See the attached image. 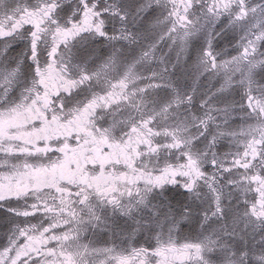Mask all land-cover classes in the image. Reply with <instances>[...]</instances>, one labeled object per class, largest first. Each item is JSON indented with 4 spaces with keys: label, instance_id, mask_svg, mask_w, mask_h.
I'll list each match as a JSON object with an SVG mask.
<instances>
[{
    "label": "flooded vegetation",
    "instance_id": "obj_1",
    "mask_svg": "<svg viewBox=\"0 0 264 264\" xmlns=\"http://www.w3.org/2000/svg\"><path fill=\"white\" fill-rule=\"evenodd\" d=\"M160 1L164 2L160 4ZM1 2L2 0L0 20L6 15L11 16L16 9L21 10L13 19L16 21L15 28L22 27L23 31H17L12 37L21 33L30 36L29 33L37 27L45 29L44 33L49 28L52 29L50 35H41L39 55L41 60L57 61L54 68L46 74L45 84H42L53 97L80 84L79 68L86 66L89 71H93L105 61L113 59L111 54L102 63L93 64L89 56L81 55L89 43L100 49L107 43H113L115 66L123 60L125 68L134 66V72L139 76L147 67V58L140 59L143 54L137 50V40L140 37L132 31L128 19L123 20L121 17H128L132 11L139 13L141 8V12L145 13L144 22L151 20L154 26L161 27L169 25L161 21L173 7V0L143 2L138 9L118 5V9L113 11L118 14L111 13L107 19L104 13L93 7L95 5L90 0H13L6 5ZM176 2L179 3V0ZM191 2L196 5L191 17L195 21L202 16L203 5L211 3V0H199L198 4L197 0ZM88 8H92V11L89 12ZM150 15L153 16L152 19ZM106 20L111 23L110 29ZM101 21L106 37L100 36L96 31L97 24ZM58 26L62 32L56 31ZM190 26L191 24L188 25ZM5 31L0 27V35ZM54 36L60 43L57 45L58 54L53 58L49 56V49ZM61 68L65 70L61 72ZM95 79L105 86L110 82L109 76L102 75ZM70 81L75 83L68 87ZM153 86H157L155 82ZM125 91L127 95L119 94L117 90L116 94L106 98L100 92L101 107L72 108L70 115L59 113V109L52 105V98L46 95L40 96L35 103L32 101L27 107L15 109L10 114H0V141H10L9 151L6 152L12 160L10 163H17L15 157L20 156L19 163L23 164L27 160L33 165L20 168L19 174L12 175L6 181L8 186L0 188V192L7 193L6 198L0 200V211L10 213L9 208L25 209L33 203L40 206L36 216L28 222L29 232L20 239L29 264H39L45 260L52 264H99L101 260L105 264H149L150 257L155 260V264H194L204 259L206 244L197 241L203 239H198L189 217L194 214L200 217L203 206H199L198 198L204 195V186L201 187L199 181L203 171H200L191 158L189 149L190 154L180 151L186 143L184 135L166 127L172 123L179 125L181 122L165 121L168 116L164 113L167 105L153 103L148 98L151 90L132 92L127 88ZM148 112L156 114L154 119H140ZM234 116L236 121L240 119L239 114L235 113L232 117ZM180 131L183 134L184 129L181 128ZM251 138L252 135L247 141ZM16 144L21 147H14ZM256 148L259 156L260 145L257 144ZM242 153L243 149L239 155ZM157 154L169 161L162 163L161 158L155 159ZM246 159L253 161L256 171L260 170L259 159L254 160L251 155ZM234 170L240 172L247 183V199L239 201L240 205L235 213L246 218L254 229L264 230V217L251 214L253 202H256L257 209L260 208L261 197L255 190L259 182L246 178L251 169L246 172L244 168L235 166ZM165 183L176 184V188L180 189L176 191L170 188L165 193H174L171 196L173 211L168 214L170 219L158 216L150 228L137 223L133 238L129 239L125 235L113 238L110 248L105 233H93L89 229L88 233L80 235L79 220H87L97 211L88 203L89 192L95 190L108 195L121 190L120 186L126 185L131 189L137 184ZM19 189L27 191L24 198L18 199L12 195L13 190ZM208 207L209 205L203 208ZM205 210L209 214V210ZM48 217L60 218L61 223L55 224V230H52ZM0 218L14 219L0 234V239L4 240L16 234L17 229L12 231L10 228L12 223L21 226L25 223L22 217L12 213ZM65 219L71 220L74 225L71 233L66 231L69 225L64 224ZM200 220L203 222L201 218ZM177 224L180 230L177 229ZM32 225L37 227L33 228ZM46 225L50 226L49 230L41 235L40 230ZM128 227L130 229L131 226ZM145 231H151L155 246L143 240ZM58 233L63 234L60 239H57ZM29 235L31 238H27ZM210 244L207 243L208 246Z\"/></svg>",
    "mask_w": 264,
    "mask_h": 264
},
{
    "label": "clouds",
    "instance_id": "obj_2",
    "mask_svg": "<svg viewBox=\"0 0 264 264\" xmlns=\"http://www.w3.org/2000/svg\"><path fill=\"white\" fill-rule=\"evenodd\" d=\"M131 2L135 4L136 0ZM198 3L199 0H197ZM127 19L132 31L140 37L137 40L138 53H150L145 61L147 67L135 81L128 84L127 88H130L132 92H144L141 91L142 89L153 91L159 98L161 106L166 104L170 115L182 122L186 140L198 139L199 135L203 134L208 124L216 119L212 115L213 112L221 120H228L233 114L243 112L250 126L264 123V113L254 111L247 106L249 95L264 97V39H257L253 33L242 35L234 31L228 26L227 18L215 25L214 32L208 28H202L198 32L193 31L187 41L180 40L178 33H169V25L154 28L151 20L142 23L143 16L137 17L135 11H132ZM51 31L52 29L49 28V31L43 35L48 36ZM180 31L184 29L181 28ZM209 36L213 40L212 52L215 56L216 68L212 66V63L202 62L204 52L208 49ZM30 51L31 37L26 33L0 40V53H2L0 54V72L4 74L9 69H19L11 82H7L2 77L0 114H10L15 109L29 106L33 100L38 101L37 94L51 97L54 108L65 115H70L72 108L101 107V96L98 93L103 92L106 98L109 92L113 91L112 85L117 84L126 69L121 60L110 72L111 83L107 86L92 78L80 82L74 89L62 91L53 97V94L39 83L35 73L36 64L30 59ZM109 55L111 53L106 48L98 49L89 55V59L93 64H100ZM38 58L41 67L49 62L41 60L40 55ZM236 59L239 60L244 73L243 75L241 72L233 73L231 91L235 93V96L232 98L231 112H225L224 100L220 92L223 80L219 73V65L230 64ZM249 67L252 68L251 92H249L248 81L245 79ZM78 79L80 81V77ZM153 82L157 85L156 87L153 86ZM155 115L148 112L140 119L151 121ZM9 144L10 141L3 142L4 151H9ZM14 147L20 148L21 145L16 144ZM186 150H188L187 143L180 151ZM4 159L8 160L9 157ZM203 163L206 165L209 161L205 159ZM211 179L212 177L209 176L208 180ZM184 183H187L186 179ZM120 188L121 190L108 195L97 193L95 190L89 192L88 203L97 211L87 220L84 218L79 220L81 236L88 233L89 229L93 233H107L106 241L110 248L113 238L121 236L127 226H131L135 231L137 223L150 228L158 216L161 219H170L168 214L173 211L174 202L171 196L174 193L168 195L165 193H168L170 188L180 191L176 188V184L171 183L137 184L131 189L125 185ZM48 219L50 224L61 223L60 218L48 217ZM64 224L69 225L66 231L71 233L74 227L72 221L65 219ZM34 226L37 227V225ZM177 229L180 230L179 224ZM62 235L58 233V239ZM14 238L19 244V236ZM9 239L10 237L6 240L0 239V249L8 245ZM143 240L155 246L151 231L144 232ZM141 243L143 244V241ZM229 254L236 257L234 264H264V247L254 249L242 244L240 249L231 250ZM99 264H105V261L101 260ZM149 264H155V260L151 257ZM194 264H200V262L197 261ZM215 264H223V262L217 261Z\"/></svg>",
    "mask_w": 264,
    "mask_h": 264
},
{
    "label": "rangeland",
    "instance_id": "obj_3",
    "mask_svg": "<svg viewBox=\"0 0 264 264\" xmlns=\"http://www.w3.org/2000/svg\"><path fill=\"white\" fill-rule=\"evenodd\" d=\"M11 1L13 0H2L1 3L6 5ZM150 1L151 3H154L157 0H136L135 4H133L131 0H90L92 4L98 5L96 10L100 11V13H104L107 19H109V15L113 13V11L118 9V5L121 7L124 5L126 7L138 9V7H142L143 2ZM163 2L164 1H160V4ZM246 2L250 6L264 4L262 0H247ZM140 10L142 11L141 8ZM141 11L139 13L136 11V13L137 17L143 16V21H141L143 23L145 13H142ZM150 14L154 15L152 12ZM152 17L153 16L150 15L151 19ZM205 22V17L202 15L199 17L198 27H203ZM105 23L108 29H110V21L106 20ZM128 24L131 26L130 23ZM252 25L253 19L249 16V19L246 22L236 23L230 27L242 35H247L253 33L254 29ZM153 27L159 28V26L154 25ZM104 48L113 54L114 59L115 55L112 53L113 43H107L106 46L101 49ZM98 49L100 48L95 47L93 43H89L81 52V55L89 56ZM219 73L223 80V87L220 89V92L222 99L224 100V111L231 112L232 98L235 96V93L231 91L233 89L232 77L233 73H240V67L230 63L227 68H220ZM2 77L3 73L0 72V84L3 83ZM148 98L153 103L155 102L157 104L160 102L159 98L153 91L148 94ZM177 103H179V100H177ZM164 113L168 115L165 117V121L181 122L179 119L170 115V110H168L167 107ZM237 114H239L240 118L238 121H236L235 116L228 120H221L220 117L216 116V113L213 112L212 115L216 117L215 121L208 124L203 130V134L199 135L198 139H185L188 144V149L191 152V158L195 160L200 171H203V176L199 182L201 187L204 186V195L198 198V204L200 207H207L209 205L208 208H201L202 210L199 214L200 217L195 214L193 216L189 215L199 236L198 239H203L197 241L206 244L203 251L205 256L202 261H199L200 264H215L217 261H222L223 264H234L236 257L229 254L231 250L240 249L242 244H246L247 247L254 249L264 247V230L254 229L246 218L239 217L235 213V209L240 205L239 201L247 199V183L243 180L241 173L235 171L236 169L234 170V160L243 149V143L252 135L254 127L248 124V121L246 120L247 117L243 112H237ZM178 124L180 126L172 123L169 124L170 126L166 125V127H170L169 129H172L177 134L183 136L184 132L181 134L180 130L181 128L183 130L184 126L182 122L181 124ZM193 145L195 146L193 147ZM186 152H188V150H186ZM5 157H9V155L3 149L0 150V172L4 171L3 168L12 169L16 164L13 165L10 163L12 161L10 157L8 160H5ZM154 158H161L162 163L163 161L165 163L169 161L167 158H162L161 154L155 155ZM213 158L219 161L215 167L210 163ZM205 159L209 161L206 165L203 163ZM220 164L231 168V170L225 171L224 168L220 167ZM22 167H24L23 164H21L20 168ZM209 176L212 177L211 180H208ZM209 185H211V187H209ZM213 189H215V191H213ZM205 209L209 210V214L205 213ZM2 215H10V213L0 211V216ZM200 218L203 222H201ZM13 221L14 219L0 218V234ZM16 225L19 224H11L10 228L12 231H15ZM128 229L129 227L127 226L126 231H124L119 237L122 238L123 235H125L124 237H128L129 239L133 238V234H135L134 230H132V227H130L129 230ZM105 235L107 236V233H105ZM207 243L211 244L208 246Z\"/></svg>",
    "mask_w": 264,
    "mask_h": 264
},
{
    "label": "snow or ice",
    "instance_id": "obj_4",
    "mask_svg": "<svg viewBox=\"0 0 264 264\" xmlns=\"http://www.w3.org/2000/svg\"><path fill=\"white\" fill-rule=\"evenodd\" d=\"M158 2V0H157ZM87 7V6H86ZM93 7H98L95 5ZM151 7V4L148 5ZM196 7L195 4L191 2V0H179V3L176 0H173V7L172 10L169 12L168 16L164 17V20L161 23L169 24V33H178V38L182 41H187L190 36L193 34V31H200L202 28H208L210 31H215V25L223 22L226 18L228 20V26H232L236 23L246 22L249 19V16L253 19V34L256 35L257 39H264V4H258L254 6H250L246 0H211V3L203 5V12L202 15L205 17V24L203 27H198L199 25V17L196 18L195 21L191 19L192 17V9ZM182 9V11H181ZM20 9H16L12 12L11 16L6 15L3 20H0V27L5 29L3 35H0V39H7L12 37L13 35L17 34V31H23V28L20 29L15 28V19L13 17H17ZM88 11L91 12L92 8H88ZM118 14V13H113ZM121 19L126 20L127 16H122ZM103 21L100 24H97L96 31L100 36L106 37L107 34L103 31L102 25ZM191 24V27L188 25ZM183 28L184 31H180ZM45 29H41L39 27L36 28L35 31H31L29 35L31 36V54L30 59H32L35 64V73L36 76L39 78V83L45 84V76L46 74L54 68L57 64L55 59H51L45 66L41 67L39 61V40L41 35L45 32ZM57 32H62L63 30L57 27ZM74 34V33H73ZM67 43V40L64 41ZM60 43V40L57 39L55 36L52 39V43L49 49V56L55 57L58 54V47L57 45ZM213 40L211 36L208 39V49L204 52V58L202 60L203 63L208 64L212 63L214 68L217 65L214 63L215 56L212 52ZM150 53L145 52L141 56V60L146 59ZM211 58V59H209ZM233 64L240 67V72L243 75L244 69L241 67L240 62L238 59L232 61ZM229 66L228 63L219 65V68H227ZM79 68V66H77ZM115 67V60L110 58L108 61H105L101 65H99L95 70L89 71L87 67L79 68L80 74V82L90 80L92 78H99L100 76L108 77L110 72ZM65 69L61 68L60 71L63 72ZM19 69H9L3 74V79L7 82H11L15 79ZM248 75L245 77L248 81L249 85V92H251V73L252 68L249 67ZM137 76L134 72V66H128L123 76L119 79L116 85H112L113 91L109 92V96H112L117 93L127 95L126 89L128 84L132 81H135ZM72 83L75 81L68 82V87L71 86ZM111 83V82H109ZM46 86V85H45ZM223 87V86H222ZM141 91H146V89H142ZM38 99L40 98L39 94H37ZM37 102V100H33V103ZM247 106L254 111H258L260 113H264V97H256L253 95H249L247 97ZM257 136L259 137L257 139ZM177 142H178V138ZM260 145V155H257V148L256 145ZM3 149V143H0V150ZM251 155L253 159H259L261 161V167L259 171L255 170V165L253 161H249L246 158ZM17 163L13 166L12 169L5 168L3 172H0V188L7 187L8 185L5 181H9L12 175L19 174V170L21 164L19 161L21 160L20 156L15 157ZM210 163L213 167H215L219 161L213 158ZM24 167H32L27 160L23 161ZM242 167L247 171L250 169L252 170L249 173V176L246 177L253 181H258L259 186L255 189L260 194V208L257 209L256 202H253L251 208V214L264 217V123H259L253 127L252 138L249 141L243 143V153L242 155L238 154V157L234 160V165ZM220 167L224 168L225 171H230L231 168L225 167L223 164H220ZM191 187V185H189ZM12 195L16 196L18 199L24 198L27 195V191L25 189L13 190ZM7 196L6 192H0V200L5 199ZM39 205L36 203L31 204L28 208L25 209H15L9 208L8 211L17 217H22L24 220V225H16V234L14 237L25 236V233L29 232L28 222L34 218L37 214V210L39 209ZM34 228L35 226L32 225ZM48 225L44 226L40 230V234L43 235L45 232L49 230ZM52 230H55V224H51ZM14 237H10L9 243L3 249H0V264H29L28 259L25 257L27 253L22 251L24 247L23 244L17 243V239ZM27 238H31L29 235ZM58 239V237H57ZM51 251V250H50ZM40 264H52L49 261H40Z\"/></svg>",
    "mask_w": 264,
    "mask_h": 264
},
{
    "label": "water",
    "instance_id": "obj_5",
    "mask_svg": "<svg viewBox=\"0 0 264 264\" xmlns=\"http://www.w3.org/2000/svg\"><path fill=\"white\" fill-rule=\"evenodd\" d=\"M194 169H195V167H194Z\"/></svg>",
    "mask_w": 264,
    "mask_h": 264
}]
</instances>
